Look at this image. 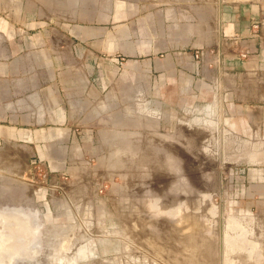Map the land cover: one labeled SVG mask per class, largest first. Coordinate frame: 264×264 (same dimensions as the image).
I'll list each match as a JSON object with an SVG mask.
<instances>
[{
    "label": "rangeland",
    "instance_id": "rangeland-1",
    "mask_svg": "<svg viewBox=\"0 0 264 264\" xmlns=\"http://www.w3.org/2000/svg\"><path fill=\"white\" fill-rule=\"evenodd\" d=\"M55 2L104 19L39 40L87 81L90 139L0 140V209L37 228L11 264H264V17L197 38L198 0Z\"/></svg>",
    "mask_w": 264,
    "mask_h": 264
},
{
    "label": "crops",
    "instance_id": "crops-1",
    "mask_svg": "<svg viewBox=\"0 0 264 264\" xmlns=\"http://www.w3.org/2000/svg\"><path fill=\"white\" fill-rule=\"evenodd\" d=\"M176 1L179 0H151V3L160 7L175 4ZM198 2L195 16L198 21L208 23V28L204 29V33L201 29H190L186 36L211 38L216 35L215 28L218 26L220 35L243 33L264 17L262 2ZM102 20L81 11L75 12L72 5L57 4L55 0H0L1 144L8 140L27 142L33 149L41 151L59 144L65 136L70 139L72 146L83 148L88 143L89 98L83 95L87 81L76 80L78 90L73 93L66 81L56 80V65L45 53L39 40L50 35L42 26L46 22ZM164 67L170 66L166 63ZM258 170H262V178L257 176V180L264 182V168Z\"/></svg>",
    "mask_w": 264,
    "mask_h": 264
},
{
    "label": "bare ground",
    "instance_id": "bare-ground-1",
    "mask_svg": "<svg viewBox=\"0 0 264 264\" xmlns=\"http://www.w3.org/2000/svg\"><path fill=\"white\" fill-rule=\"evenodd\" d=\"M115 136H117V135H115ZM128 137H130V136H128ZM12 209L13 208H10V207H3V209H0V225L4 229H7L9 231H12V229H13L15 232V233L11 232L7 235H4L3 237L8 236V237H10V239L8 241H3V242H9L13 238H17V237L19 238V243L14 241L17 246H14V247L11 246L12 248L9 247L8 249H6V248L2 249L1 248V250H0V258H8V261H9L8 264L14 263L12 260L14 258H17V256L19 258H23L22 253L20 252V249H24L25 246H27L29 243H31L34 240V238L36 236V230H37V228L35 226L33 227V226L29 225L30 220L27 216H24V213L22 212V209L20 207H15L14 208L15 210H12ZM0 237H2V236L0 235ZM25 238L28 241L27 243H26ZM0 242H2V241L0 240ZM9 245H11V244H8V246Z\"/></svg>",
    "mask_w": 264,
    "mask_h": 264
},
{
    "label": "flooded vegetation",
    "instance_id": "flooded-vegetation-1",
    "mask_svg": "<svg viewBox=\"0 0 264 264\" xmlns=\"http://www.w3.org/2000/svg\"><path fill=\"white\" fill-rule=\"evenodd\" d=\"M11 208V207H10ZM12 210H15L14 208L12 209ZM15 233L14 232V230L12 229V231H9V230H7V229H4L1 225H0V235L2 236V237H0V240L2 241V242H0V250H1V248L3 249V248H6V249H8L9 247H14V246H17L16 245V243L14 242V241H16L17 243H19V238L17 237V238H13L11 241H9V242H3V241H8L9 239H10V237H8V236H6V237H3L4 235H7V234H9V233ZM21 242V241H20ZM8 244H11V245H9L8 246ZM11 247V248H12ZM19 259H21V258H19L18 256H17V258H14L12 261L13 262H16V261H18ZM8 258H0V264H8Z\"/></svg>",
    "mask_w": 264,
    "mask_h": 264
},
{
    "label": "built area",
    "instance_id": "built-area-1",
    "mask_svg": "<svg viewBox=\"0 0 264 264\" xmlns=\"http://www.w3.org/2000/svg\"><path fill=\"white\" fill-rule=\"evenodd\" d=\"M257 24H258V22H254L253 27H257Z\"/></svg>",
    "mask_w": 264,
    "mask_h": 264
}]
</instances>
